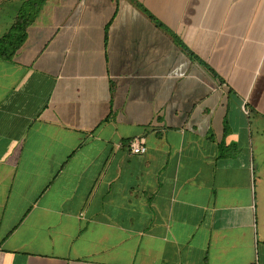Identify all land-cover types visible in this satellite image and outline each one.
Instances as JSON below:
<instances>
[{
  "label": "crops",
  "instance_id": "crops-1",
  "mask_svg": "<svg viewBox=\"0 0 264 264\" xmlns=\"http://www.w3.org/2000/svg\"><path fill=\"white\" fill-rule=\"evenodd\" d=\"M0 264H264V0H46L0 59Z\"/></svg>",
  "mask_w": 264,
  "mask_h": 264
},
{
  "label": "trees",
  "instance_id": "trees-1",
  "mask_svg": "<svg viewBox=\"0 0 264 264\" xmlns=\"http://www.w3.org/2000/svg\"><path fill=\"white\" fill-rule=\"evenodd\" d=\"M16 17L9 30L0 37V59L10 60L22 47L26 40L27 30L33 25L38 18L46 0H21ZM149 18H153L149 15ZM182 51L192 60L201 62L191 51H189L183 44L179 43Z\"/></svg>",
  "mask_w": 264,
  "mask_h": 264
},
{
  "label": "built area",
  "instance_id": "built-area-1",
  "mask_svg": "<svg viewBox=\"0 0 264 264\" xmlns=\"http://www.w3.org/2000/svg\"><path fill=\"white\" fill-rule=\"evenodd\" d=\"M128 149L132 155H144L147 152L144 138L130 140Z\"/></svg>",
  "mask_w": 264,
  "mask_h": 264
},
{
  "label": "rangeland",
  "instance_id": "rangeland-1",
  "mask_svg": "<svg viewBox=\"0 0 264 264\" xmlns=\"http://www.w3.org/2000/svg\"><path fill=\"white\" fill-rule=\"evenodd\" d=\"M3 12H0V36L5 32L4 22H8L10 20V10L11 8H3ZM9 17V18H8Z\"/></svg>",
  "mask_w": 264,
  "mask_h": 264
}]
</instances>
